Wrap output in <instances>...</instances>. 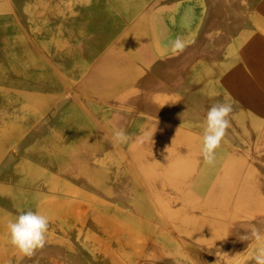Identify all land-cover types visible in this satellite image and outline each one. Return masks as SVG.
Here are the masks:
<instances>
[{
  "label": "crops",
  "instance_id": "obj_1",
  "mask_svg": "<svg viewBox=\"0 0 264 264\" xmlns=\"http://www.w3.org/2000/svg\"><path fill=\"white\" fill-rule=\"evenodd\" d=\"M146 1L0 0V110L16 115L20 129L9 131L12 138L0 150V264H125L118 248H111L110 233L95 227L107 224L104 214L111 205L124 206L123 196L135 181L134 173L126 171L125 147L112 142V129L138 127L144 120L147 127L163 126L170 115L158 119V113H170L173 105L159 107L156 98L178 95H163L161 88L142 97L136 87L152 85L160 71L157 58L168 61L174 53L171 41L183 39L185 28L199 20L193 7L198 0L176 2L165 15L151 5L143 9ZM84 58L88 65L78 74L76 63ZM48 74L56 85L68 75L70 89L31 87ZM77 113L96 130L90 137L76 140L65 133L77 125L63 116ZM133 139L128 142H138ZM96 172L108 179L96 184ZM27 210L50 222L45 247L31 257L9 243L7 229Z\"/></svg>",
  "mask_w": 264,
  "mask_h": 264
},
{
  "label": "bare ground",
  "instance_id": "obj_2",
  "mask_svg": "<svg viewBox=\"0 0 264 264\" xmlns=\"http://www.w3.org/2000/svg\"><path fill=\"white\" fill-rule=\"evenodd\" d=\"M255 10L249 29L241 31L238 42L223 52L227 60H221L216 65H206V59H197L189 65L185 73L188 77L187 97L182 100L180 108H170L174 100L178 102L177 96L156 98L159 107L171 109L170 117L163 119L165 122L161 128L164 131L161 134L154 133L156 130L151 129L154 127L144 126L145 120L141 126L122 128L128 136L136 132L142 136L141 141H127L123 146L131 156V162L144 173V178L132 171L135 181L133 184L130 182L131 188L122 201L123 207H129L131 213L124 216L118 211L122 219L119 222L129 235L127 243L132 241L133 246L137 245L135 239L140 236L143 240L154 236V241L148 238V244L156 248L151 249V254H145L151 261L147 264H253L251 257L257 249L264 247V238L250 241L238 239L239 235L244 234L240 227L244 222H255L264 231V2ZM84 60L76 63L78 74L83 73L81 70L88 65L87 59ZM75 69L73 66L69 73H74ZM40 78L37 79V85L31 86L35 90L51 87L60 91L70 89L71 78L68 75L62 76L59 83L56 82L57 85L50 74ZM50 80L53 81L51 85ZM84 89L87 90L86 85ZM7 101L6 97L1 103ZM225 101L234 103V111L229 117L231 127L216 150L215 164L208 165L201 154L206 113H197L190 103L197 109L205 108L207 111L213 104ZM99 112L103 114L101 110ZM63 118L76 121L77 126L65 132L72 139L90 137L91 131L96 132L93 126L83 122L87 118L79 113ZM18 120L16 115L0 110V150L12 138L8 137L9 131H20L16 125ZM174 122L178 125L175 126ZM251 155L257 158L256 168L249 163ZM52 160H55L54 156ZM247 160V166L251 165L248 168L245 167ZM105 178L108 179L101 172L93 174V182L96 184ZM145 189L150 194L149 199ZM110 207L118 209L112 205ZM126 215L138 219L133 221L131 216Z\"/></svg>",
  "mask_w": 264,
  "mask_h": 264
},
{
  "label": "rangeland",
  "instance_id": "obj_3",
  "mask_svg": "<svg viewBox=\"0 0 264 264\" xmlns=\"http://www.w3.org/2000/svg\"><path fill=\"white\" fill-rule=\"evenodd\" d=\"M183 1L188 0H162L158 1L157 3L152 2V0H147L146 4L143 6V9H147L151 5L158 11L160 15H165L167 13L166 11L175 7L176 2L180 3ZM198 2L199 3L193 7L197 8L199 20L198 23L185 28L187 31H184V38L182 39L186 43L184 51L170 54L171 56H169L168 61H166L164 57H162V59L160 56L157 58L156 65L159 66L160 71L159 74L155 75L152 85L142 88L135 86L137 88L136 93H140L142 97L149 95L151 90H157L160 92L161 88H165L164 92H162L163 95H166L167 93H175L178 95V97H176L178 98V102L174 100L172 108H180L183 103L182 100L187 97L188 88H186L184 83L185 73L187 72L189 65L193 64L194 61L199 58H205L207 61L206 65H216L221 60H227V57L222 55L223 52L228 51L227 49L231 46V44L238 42L237 39H239V34L242 33L241 31L249 29L251 16H253L254 12L256 11L255 8L263 3L264 0H206V3L205 0H198ZM208 3L210 4V7H207L209 6ZM218 19L219 21H222H220L221 24L218 22ZM171 27L179 30L182 28L173 26ZM146 68L149 69V65H147ZM81 88L86 90L84 89V85H82ZM190 105L194 108L191 109L197 111V113L205 114L207 112L205 108L197 109L191 103ZM167 115L171 114L158 113V119L164 118ZM145 122L147 123V121H144L143 123ZM163 122L165 121L163 120ZM174 124L175 126L178 125L176 122H174ZM151 129H155L156 131H154V133L156 134H161L164 131L161 127ZM140 135L137 132L131 133L129 134V139L130 137H133V141H141L142 136ZM127 158L130 162L126 167V171L136 172L144 178V173L140 171L134 162H131V156L129 154H127ZM256 159L257 158H255L253 155L250 156L249 163L253 165L254 168L257 167L255 165ZM247 165L248 160L246 161L245 167L248 168L251 166ZM147 192L148 191L146 190L145 195L149 199L150 194ZM125 195H127V193H125ZM125 195L123 197H125ZM123 197L120 198L122 199ZM118 211H121L124 216L125 214L128 215L131 213L129 207H118L117 210L110 207V211H106L107 215L104 214V218L106 216L105 219H107V224H95V227H98L99 231H102V226H104L103 230L110 233L109 237L111 248H118L119 252L123 254L122 259L125 261V264H147L151 262L148 260L145 254H151V249L153 250L156 248L152 246L151 243L148 244V238H151L154 241V236H149L145 240H143L144 238L140 236L135 239L138 241L136 246H133L132 241H128L131 243V245H129V243L126 241V239L129 238V235L125 233L122 223L119 222L122 221V219ZM159 214L161 217L163 216L161 213ZM127 217H130V219L133 221H136L137 218L133 215H129ZM124 252L126 253L125 255ZM136 253H138L137 257L134 256ZM152 258L156 259L155 257Z\"/></svg>",
  "mask_w": 264,
  "mask_h": 264
},
{
  "label": "clouds",
  "instance_id": "obj_4",
  "mask_svg": "<svg viewBox=\"0 0 264 264\" xmlns=\"http://www.w3.org/2000/svg\"><path fill=\"white\" fill-rule=\"evenodd\" d=\"M171 50L183 52L186 43L180 37L170 43ZM234 111V103L217 102L207 109L205 125L202 134L201 154L206 164L214 165L216 150L226 137L231 127L230 115ZM129 136L124 129H116L112 135L114 145L127 143ZM49 219L38 212L27 210L21 212L15 221L7 225L9 243L24 256L31 257L37 250H41L47 243ZM244 234L239 235L241 241L261 240L264 231L255 222H244L240 225ZM253 264H264V247H260L251 257Z\"/></svg>",
  "mask_w": 264,
  "mask_h": 264
}]
</instances>
